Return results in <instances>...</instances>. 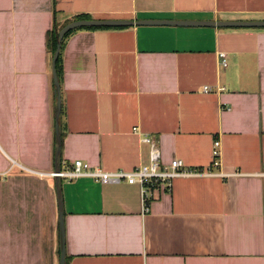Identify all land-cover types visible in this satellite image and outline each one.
Returning a JSON list of instances; mask_svg holds the SVG:
<instances>
[{"label": "crops", "instance_id": "0c3cea01", "mask_svg": "<svg viewBox=\"0 0 264 264\" xmlns=\"http://www.w3.org/2000/svg\"><path fill=\"white\" fill-rule=\"evenodd\" d=\"M77 16L264 21V0H0V264L60 262L48 35ZM61 69V169L131 171L149 137L192 170L218 140L214 172L242 174L176 178L148 211L139 186L61 180L66 264H264V30H76Z\"/></svg>", "mask_w": 264, "mask_h": 264}, {"label": "built area", "instance_id": "2783aa9c", "mask_svg": "<svg viewBox=\"0 0 264 264\" xmlns=\"http://www.w3.org/2000/svg\"><path fill=\"white\" fill-rule=\"evenodd\" d=\"M219 61L222 67L226 66L225 54L220 53ZM203 92H210V88L204 87ZM133 132H136V129ZM142 142L149 147V161L147 164L139 165L131 171L106 172L101 168L91 169L88 164L75 161L71 167L60 169L58 174L51 173L50 177L58 176L61 180L87 177L101 183L112 181L118 184L125 183L130 186H139L143 209L148 211L149 203L151 199L153 200V193L155 191L170 193L172 181L176 178L219 176L227 179L242 175L239 172L231 174L221 173L220 171L218 173L214 172V170H219L220 166L221 151H219L220 142L218 140L214 141L211 149V161L203 170L187 169L180 159H173L165 164L161 161V154L154 139L145 137ZM260 176L264 177V173Z\"/></svg>", "mask_w": 264, "mask_h": 264}, {"label": "water", "instance_id": "95a60500", "mask_svg": "<svg viewBox=\"0 0 264 264\" xmlns=\"http://www.w3.org/2000/svg\"><path fill=\"white\" fill-rule=\"evenodd\" d=\"M176 27V28H212V29H260L264 30V21H176V20H75L64 25L56 34V47L52 55L51 70L53 86L55 90V151H54V174H58L61 169V99H60V83L56 73V61L60 54L61 43L64 36L76 30H87L92 28H107V29H118V28H134V27ZM54 185L56 191V199L58 205V232H59V252L60 262L59 264H66L65 257V236H64V211L62 205V194H61V179L58 176L54 177Z\"/></svg>", "mask_w": 264, "mask_h": 264}, {"label": "trees", "instance_id": "16d2710c", "mask_svg": "<svg viewBox=\"0 0 264 264\" xmlns=\"http://www.w3.org/2000/svg\"><path fill=\"white\" fill-rule=\"evenodd\" d=\"M75 20H90V18H87L86 16H77L74 18L73 21ZM69 23V22H68ZM61 29V28H60ZM60 29H57V26L54 25L53 29L51 30V32L49 33L48 35V45L50 46V51H51V54L53 55L54 51H55V47H56V34L57 32L60 30ZM99 29H107V28H99ZM88 30H98L96 28H92V29H88ZM73 31L67 33L65 36H64V39L70 35ZM63 39V41H64ZM63 41L61 43V49H60V54H59V57L56 61V73H57V77H58V80L60 81V76H61V72H62V69H61V51H62V47H63Z\"/></svg>", "mask_w": 264, "mask_h": 264}]
</instances>
